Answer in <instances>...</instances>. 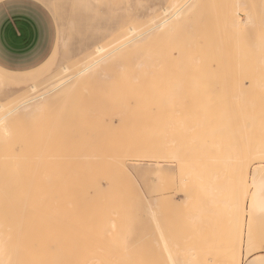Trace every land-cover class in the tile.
Segmentation results:
<instances>
[{"label": "rangeland", "instance_id": "rangeland-1", "mask_svg": "<svg viewBox=\"0 0 264 264\" xmlns=\"http://www.w3.org/2000/svg\"><path fill=\"white\" fill-rule=\"evenodd\" d=\"M4 1L6 0H0V4ZM34 1L40 3L54 16L58 31L56 45L48 61L30 71L15 72L0 67V81L2 82V84L0 82V104L6 108L0 111V117L17 106L23 96L30 95L28 89L21 88L36 85L38 89H43L48 85L51 78L63 77L64 67H69L71 75L76 74L87 63L97 45H106L113 49L130 42L135 36L126 39L127 36L125 35L128 34L129 27L134 26L137 35L143 34L153 26V19H156L157 23L161 22L163 9L171 7L174 2H182V0ZM181 4L183 5L184 2ZM236 13L238 14L237 17L235 16ZM247 15L252 16L253 24L237 27L234 18H237L239 22H244ZM219 31H221V35ZM121 37L123 39L119 43L118 39ZM138 42V44L136 42L127 44L116 57L119 63L106 67L105 74L107 77H85L80 82L73 79L64 90L49 96L47 107L46 103L44 105L47 110L44 108L46 111L42 109L44 112L39 111L38 114L42 113L43 118L45 116L46 120H42L43 122L47 123L52 119L51 127L48 126V130L45 129L51 131L48 132L50 136H47L49 138L53 136V139L50 138L52 141L43 135L37 138L45 125L41 124L42 121H38V114V117L35 115L31 117L34 120L37 117L36 120L41 124H39L40 126L35 125L36 122L32 118L31 120L27 119L30 116L26 117L22 114L16 116L15 114V116H9V119H6L7 122L4 121L3 127L6 126L4 129L0 127V264H40L34 251L33 242L26 243V239L21 237L22 233L20 235L18 232H21L19 226L22 221H25L26 216L25 204L22 203L24 205L22 206L20 203L23 195V180L26 179V175L21 174L22 172L26 173L22 165L27 164L31 159L35 161L33 163L35 165L39 160L34 159L33 154L41 152L43 146H48L42 148L44 155L48 153V156L53 157L55 155L54 157L57 158L56 164L53 163L52 158L50 160L53 161L52 164L55 167L51 165L54 173L56 171L57 174L60 173L59 175L66 173L68 169L64 166V171H66L63 173V171L61 172L63 167H60L65 160L61 149L67 148L69 151L75 148L72 153H78L77 157L81 156L82 151H87L89 148L92 153L95 152V156L99 152L97 157L111 156L112 159H117L115 160L117 164L122 165L119 178L122 190L117 198L121 203L122 210L126 211V215L125 224L119 227L120 229H130L131 233L125 241L129 245L136 244L135 250L139 252H137L136 258L139 263L151 264L154 263L155 259H161L160 248L156 243L159 232L156 230L153 218H151L153 216L159 218L160 221L157 226L163 229L169 242L173 245L176 257L182 255V252L187 248H192L198 254L201 264H205L202 257L208 251L210 253L220 251L222 257H218H224L225 246L233 241L231 234H228L231 226L229 218L232 215L227 211L224 204L223 206L213 203L212 196L208 195L206 191V186L216 183L225 187L224 194L220 195L218 200L228 201L234 198L235 195H227L226 190L227 185L232 187L231 169L233 168L229 169L224 160L231 147V138L235 137L238 140L237 131L241 127L237 118H232L233 121H230L224 117H203L201 108L205 105L207 107L206 113H209V109L215 108L213 102L214 99L217 101V97L218 100L221 99L222 107H225L228 99L231 100L232 97H236L235 99L252 97L250 91L261 79L254 71L251 73L248 68H244L242 65L230 66L228 61L231 52L241 50L248 52L244 58L247 62L252 55L264 58V0H198L184 18L174 24L172 28L154 32L146 40ZM193 58H200L201 60L191 64ZM130 60L133 65L126 64ZM149 60L151 64L147 67L138 68L135 65L137 62ZM124 63L125 65H123ZM114 71L120 75L117 74L116 76ZM122 73H128L127 77L130 79L120 80L121 75V78L125 77ZM115 77L118 81L115 80ZM128 79L131 80L128 82L129 87L126 83ZM105 80L109 83L104 82ZM134 80L135 82H133ZM207 83L212 86L208 88ZM253 84L254 86H252ZM134 86L138 87L135 89ZM140 86L141 88H139ZM225 88H228L227 91ZM24 90L28 94L22 92ZM70 92L71 96L69 95ZM228 92H231V97H229L230 93ZM215 94L219 95L216 96ZM210 97L211 99H209ZM190 98L191 101H189ZM176 100L183 104L186 102L188 105L193 103L194 108L190 107V109H194L192 112L198 113L192 114L188 105L187 107L180 103V106ZM171 102L177 103L178 107H176L177 105L174 106L176 110L173 105L171 106ZM205 102H209V106ZM211 103L214 104L213 107ZM219 107L220 110L223 109L221 106ZM176 112H180L181 115ZM175 114L177 115L175 116ZM188 114H191V117ZM60 115L62 118L55 119ZM57 119L56 125L54 123L57 122ZM201 123L202 126H200ZM171 124L174 126L173 130ZM58 131H62V133ZM58 134H61L62 137ZM35 140H39L36 141L39 145L34 142ZM238 141L241 145L242 140L239 139ZM54 144L59 146L54 149ZM49 145L52 146L53 151L55 150L54 153L50 150L52 148H49ZM177 146L181 148L180 151H177L178 153L175 150ZM68 149L65 150L64 154H68ZM12 151L17 155H12ZM31 152L33 153L31 154ZM59 152H61V157L63 156L60 159L58 158L60 156H56L60 155ZM85 153L79 157L85 163L84 161L82 163L81 160L80 165L77 162L79 159L76 163L74 161V164L72 162L74 166L78 163L74 167L75 170L81 167L78 169L80 173L84 172L83 165L86 164V159L89 160L92 155L88 152L85 155ZM29 154H31L29 161H24V158H28ZM73 154L72 156H74ZM177 154L181 155V161L173 159ZM69 156L70 154H68ZM84 156L89 158H84ZM73 158L69 161L65 160L69 163L67 166L71 168L70 161ZM91 159L92 162L97 160L96 158ZM50 160H47V163L50 164L48 162ZM99 160L101 163L103 162V159ZM114 160H110V163L113 162L112 165H117ZM32 161L31 167L34 166ZM43 161L46 162L44 159ZM260 162L264 166V159ZM57 163H61L60 166ZM91 163L88 161L89 167ZM254 167V165L251 167V173ZM260 174L264 177V169L260 171ZM20 177L22 178L20 179ZM17 178L19 179L17 180ZM245 197L246 195H236L237 201H242ZM180 203L184 204L181 205ZM246 213L245 211L242 216L240 213L237 216L240 219L241 217L246 219ZM196 214H199L201 219L198 223L196 220V222L191 220ZM255 219L254 241L256 246L264 248V212L257 215Z\"/></svg>", "mask_w": 264, "mask_h": 264}, {"label": "bare ground", "instance_id": "bare-ground-1", "mask_svg": "<svg viewBox=\"0 0 264 264\" xmlns=\"http://www.w3.org/2000/svg\"><path fill=\"white\" fill-rule=\"evenodd\" d=\"M195 1L198 2V0H187V1L182 0V2H184L183 5L181 4L182 3L181 1L174 2V4L171 7L163 9V17H162L161 22L157 23V20L153 19L152 20L153 26L150 27L148 30H146V32H144L143 34L137 35L136 28H134V26L129 27L128 28V34L125 35V36H127L126 39L133 37V36H135V38L133 40H131L130 42L121 44L117 48L111 49V48H108V46H106V45H97L95 47L94 53L89 57V60L87 61V63L84 64L82 69H80L74 75H71L69 67H64L63 68V77H60V78L54 77L51 79L49 78L50 80L48 81V85H46V87L43 89H38V86H36V85H30L29 87L21 88V89H26V90L28 89L30 95L23 96L21 98V100L19 101V104L17 106H15L14 108H12L9 111L7 110L8 112L5 115L0 117L1 129H4L6 127V126L3 127L5 125L3 123H4V121H6V119L9 116H12V115L15 116V114H16V116H18V115L22 114L26 117L30 116V117H27V119L29 118V120H31V118L33 119V117H31V116H33V115L37 116L39 111H41V112L46 111L47 110V108H46L47 102H49L48 101L49 96L51 94L57 92V91L64 90L65 87L67 86V84L73 79H76L80 82V80L84 79L85 77H92V76H98V77H104V78L107 77V75L105 74L106 67H109L111 65L114 66L117 63H119L118 59L116 60V57L119 55L120 52H122L124 50V48L127 44H129L131 42H136V44H138L139 43L138 41L142 42V41L146 40L148 38V36L154 32H161L165 29L172 28L174 24L180 22L184 18V16L194 7V4L197 3ZM180 5H182V6H180ZM216 14H217V12H216ZM236 15H238V14L236 13L235 16ZM217 19L218 18L216 17V20ZM234 20H235L236 26L239 28L242 26L252 25L254 22L251 15H247L246 21H244V22H239L237 20V18H234ZM228 21H229V18H228ZM148 27H146V28H148ZM220 32L221 31H219V33ZM220 35H221V33H220ZM220 35H219V37H220ZM220 38L222 39V37H220ZM121 39H123V37L118 39L119 43L122 42ZM258 39H259V37H258ZM227 45H229V44H227ZM222 48H223V46L221 45V50H222ZM229 50H230V48H229ZM257 50H259V49L257 48ZM221 53L224 54V52H221ZM247 55H248V52L246 50H241V51H237V52L233 51L230 53V56H229L230 59L228 61V64H230V66L236 65V67L242 65L244 68H248L251 73H253L252 71H254L257 74L258 78L261 79V81L258 84H256V86H254V84L252 85L255 87L253 90L250 91V94L252 95V97H250V98H237V99H235L236 97L235 98L232 97L233 99L232 98H231V100L228 99V102H227L225 107L224 106L222 107V102L220 101L221 99L218 100L219 98L217 97V101L214 99V102H213V103H215V108L213 107L214 104L211 103L213 109L212 110L209 109V111L207 110L209 113H206L207 107H205V105H204V107H202L203 105L201 104L202 105L201 109L203 111V114L202 113L201 114L204 115L203 117H207V118L224 117L230 121L232 120V118L239 119L238 124L241 128H239V130L237 131V138H238V140L239 139L242 140L241 145H240V143H239L240 141L236 140L235 137L231 138V144H230L231 147H230L228 154L224 160L229 169L231 167L233 168V169H231L232 170L231 171L232 172V187L227 185L226 190H227V195H235L234 198H232L228 201L224 200L226 202H224L223 200H218L220 195L224 194L225 187L223 185H220V184L217 185L216 183H212V184L209 183L210 185L206 186V191H207L208 195L212 196L213 203L214 204H221V205L224 204L225 208H227V211L232 215L231 218H229V224L231 226H230V233L228 232V234H231L233 241L231 244H227L225 246L226 250H225V253L223 255L224 256L223 258H220V257H222V256H220L221 255L220 251L219 252L213 251L211 253H210V251L206 252L204 254V256L202 257V261L205 264H264V248L262 246H256L255 241H254L255 240V238H254L255 228L254 227L256 224L255 223L256 222L255 217L257 215H261L264 212V177L260 174V171L264 169V166H262L263 164L260 162L262 159H264V58H258L256 56L252 55L249 58L250 60L247 62L246 60H244L245 56H247ZM223 58H225V56H223ZM223 58H222V60H224ZM200 60H201L200 58H195V59L193 58L191 64L196 63V62H200ZM223 63H225V62L223 61ZM126 64L133 65V62H131V60H130L129 62H126ZM150 64H151L150 60L147 62L140 61V62L135 63V65H137L138 68L147 67ZM123 65H125V63ZM111 69H112V67H111ZM141 71H143V70L141 69ZM125 72H127V71L125 70ZM136 72H137V70H136ZM114 73H116V76H117V74H119L118 72H115V71H114ZM183 73H185V72H183ZM122 74H124L125 77L123 76L124 78H121V76H122L121 75L120 80L125 79V78H129V77H127L128 73L127 74L122 73ZM40 75H41V73H40ZM251 75H253V74H251ZM30 79H32V78H30ZM129 79L126 80L127 86L129 85L128 82L129 81L131 82V80H129ZM26 80H28V79H26ZM115 80H117V78ZM153 80H154V78H153ZM153 80L151 79V82H153ZM206 80H207V78H206ZM229 80H231V79H229ZM117 81H115V82H117ZM124 81H122V82H124ZM239 81H241V80H239ZM104 82H106V80ZM133 82H135V80ZM137 82H139V81L137 80ZM106 83H109V82H106ZM225 83H226V81H225ZM228 83H229V81H228ZM1 84H2V82H1ZM179 84H180V82H179ZM78 85H79V83H78ZM125 85L126 84L124 83V86ZM207 85H208V83H207ZM186 86H187V84H186ZM211 86L208 85L207 87L209 88ZM131 87H132V85H131ZM137 87H135V89ZM225 87H226V84H225ZM228 87H230V86H228ZM139 88H141V86ZM73 89L74 88H72V90ZM225 89L227 91L228 88H225ZM26 90H24L22 92H26L28 94V92ZM167 90H170V89H167ZM207 90H209V89H207ZM238 90H239V88H238ZM130 91H131V89H130ZM185 91H187V90H185ZM229 91H231V90H229ZM162 92H163V90H162ZM26 93H24V94H26ZM228 93H230L229 97H231V92H228ZM178 94H180V93L178 92ZM184 94L187 95V93H184ZM69 95L71 96V92L69 93ZM189 95H188V98H189ZM215 95H214V97H215ZM217 95H219V94H217ZM232 96H234V95H232ZM67 97H68V94H67ZM52 98H53V96H52ZM141 98H142V96H141ZM227 98H228V96H227ZM136 99H137V97H136ZM174 99H175V97H174ZM174 99H173V101L175 102ZM204 99H206V98H204ZM209 99H211V97ZM184 100H186V99H184ZM189 101H191V98ZM192 101L194 103V99ZM174 102H171V106L173 105V108L176 110V107H178L177 103H179V105H180V103H182V102H179L178 100H176V102H177L176 104H174ZM209 102H207L208 104L205 102V104H207L209 106V104H210ZM45 103H46V107H44ZM163 103H165V102H163ZM185 103L184 104L182 103V104L187 106L188 104L187 103L185 104ZM152 104H153V102H152ZM168 104H170V102H168ZM192 104L190 103L188 105L189 107L188 106L187 107L189 109H190V107L192 108L193 107ZM148 105L149 104H147V106ZM175 105H177V106L174 107ZM211 105H210V107H211ZM223 105H225V104H223ZM219 106H221L223 109L220 110ZM161 108H163V107H161ZM188 108H187V110H188ZM5 109L6 108H4V106H2L0 104V111H3ZM185 109H186V107H185ZM181 110H183V109H181ZM190 110H191L192 114L195 113V112H192V110H194V109H190ZM48 111H49V109H48ZM162 112H163V110H162ZM187 112H190V111H187ZM51 113H53V112H51ZM197 113H195V114H197ZM41 114L40 115L38 114V116H39L38 121L39 122H41L42 120H46L45 116L43 118V115H41ZM177 114L181 115L180 112H178ZM177 114H175V116ZM45 115H46V113H45ZM164 115H165V113H164ZM173 115H174V113H173ZM190 115L191 114H188V116H190ZM40 116H42V117H40ZM72 116H74V115H72ZM37 117H35V118L37 119ZM179 117H182V116H179ZM203 117H201V119H203ZM56 118H62V117L60 115L59 117H55V119ZM175 118H177V117H175ZM194 118H195V116H194ZM36 119L35 120L33 119V120L36 122L35 125L38 126L40 123ZM124 119H125V117H124ZM201 119H199V120L201 121ZM50 120H51L50 121L51 124L49 121L47 123L45 121L41 122V124L43 123L42 125L45 124L47 126H45V125H44V127L41 126L42 127V133L39 130L41 134L40 135L38 134L37 138H38V136L41 137L42 135H43V137L44 136H46V137L50 136L48 134V132L50 133L51 131H46V130H48V126L51 127V125H52V119H50ZM208 122L211 123V121H208ZM57 123H58V119H57V122L54 124L57 125ZM193 123H194V121H193ZM179 124H180V122H179ZM183 124H184V122H183ZM171 126H172V124H171ZM200 126H202V123ZM173 127L174 126L171 127L172 130H173ZM34 128H35V126H34ZM52 130H54V129H52ZM180 130H182V129L180 128ZM44 131H45V133H44ZM55 131H56V129H55ZM194 131H196V130H194ZM7 132H9V131H7ZM7 132H6V135H7ZM30 132H29V134H30ZM59 133H62V131H60ZM63 133H65V132H63ZM29 134H27V135H29ZM58 135L62 137L61 134H58ZM52 137H50V138L53 139ZM50 138L48 137L47 139H50ZM36 141H39V140H35L34 142H36ZM42 141H45V140L42 139ZM42 143H40V144H42ZM36 144L39 145L37 142H36ZM48 144H49V142L47 143V145ZM65 144H66V141H65ZM175 144H176V142H175ZM45 145H46V143H45ZM90 145H91V143H90ZM35 146H34V148H35ZM56 146H59V145L54 144L53 148L56 149ZM40 147H42V146H40ZM44 147H46V146H43L42 148H44ZM34 148H33V150L35 151ZM42 148H41V152H39L38 154L35 152V155L33 154V158L39 160L34 165L33 163H35V161L33 160L34 161L33 162L31 159L32 164L34 165L33 167H31V165H30L31 161L28 160L29 157L31 158L30 155L33 152H31V154L28 155V158L25 159L23 157L24 161L25 160L29 161L28 163L30 166L28 165V163L24 164L25 167H24V165H22L23 166L22 168H24V171H26L27 174L25 172L21 173V174L26 175V179L23 180L24 181L23 195L21 196L22 200H20L21 201L20 203L25 204V206L23 204H22V206H24L26 209V216H25V221H22L21 225L19 226V228L21 229V232L20 231L18 232V233H20V235L22 233L21 237L26 239V243H29V242L32 243L33 242L32 244L34 246V251L36 252V256H37L38 261H40V264H141L138 262V259L136 258L138 253H139L138 251L135 250L136 244L129 245L125 241L127 236L130 235V233H131L130 229H128V228L120 229V227H119L120 225L125 224V215H126L125 212L126 211L124 212L122 210L121 203L119 202V200L117 198L118 197L117 195H120V192L122 190L119 178L121 176L120 173H121L122 168H123L121 164H119V163L117 164V162H115V160H117V159L114 160V159H112L111 156L106 157V158L104 157L105 159L99 158L100 156L97 157V155H99V152H98V154L96 153L97 155L95 156V154H94L95 152L93 151L94 153H92L88 148L87 151H82L83 153L81 152V156L79 155V157H82L83 156L82 154H84L85 152L89 153V151H90L89 154L90 155L92 154L91 156L87 155V156H90V158L84 156V158L85 157L89 158V160L86 159L87 167H86V164L83 165L85 170H83L84 172H81L82 173L81 174L80 170H78V169L81 168L80 167V165H81L80 161L82 160L81 162L83 163L84 160L82 158L77 157L78 153H74V154L72 153V150L75 148H72V150H70V151L76 158H73L74 156H72V154L69 153L70 151L68 148L67 149L69 152L68 151L67 152H68V154H70L69 157H68V154H64L65 150H67V149H65V150L61 149L63 156H65V157H63V156L62 157L65 160L69 161V159L71 160V158H73V160L70 161L72 168L67 166V165H69V163L67 161L65 162V160L62 162L63 164L61 166L59 165L61 163H59V164L57 163L58 166L63 167V168H61L62 169L61 172L63 171V173L66 171V170L64 171V166L66 168H68L67 172L64 173L65 175L64 174L59 175L60 173L57 174L56 171H55L56 174L54 173V169H53L54 166L52 164L53 161H51V160H54L53 163L56 164L55 161L57 160V158L54 157L55 155L53 157L51 155L48 156V153L46 155H44V153H43L44 151L42 150ZM49 148H52V146H50ZM53 148L50 150L54 153L55 150L53 151ZM180 149H181L180 146H177L175 148L176 153H178L177 151H180ZM82 150H84V149H82ZM57 151H59V149H57ZM95 151L97 152L98 150H95ZM102 152H104V150H102ZM51 153H49V154H51ZM59 153H60V155H56V156L57 157L60 156V157H58L60 159L62 157H61V152H59ZM86 153H85V155H86ZM11 154L12 155L14 154L13 151ZM18 154H19V152H18ZM100 155H102L101 152H100ZM47 156L49 157V159ZM174 157L175 158H173V159H176L178 161L182 160V157H181V155L179 156V154H177ZM50 158H52V159L50 160ZM54 158H56V159H54ZM91 158H96L97 160H94L95 162L94 161L92 162ZM43 159L46 160V162L43 161ZM74 159H76V160H74ZM78 159H79V161H77ZM98 159H103V162L101 163V161L100 160L98 161ZM47 160H50V161H48V162H50V164L47 163ZM110 160H114V162L117 165H112L113 162L110 163ZM74 161H75V163L77 161L80 164L79 165L80 168L76 167L77 170H75L74 167L77 166L78 163L74 166L73 165ZM88 161H89V163L92 162L90 164V167L88 166ZM56 162H58V161H56ZM72 162H73V164H72ZM99 162H100V164H99ZM66 163H68V164H66ZM84 163H85V161H84ZM253 165L255 167L253 168V172L251 173L250 171H251V169H252L251 167ZM17 166H18V164H17ZM26 167H28V169H26ZM22 168H21V170H22ZM21 178L22 177H20V179ZM18 179L19 178H17V180ZM185 186H187V185L185 184ZM17 188H18V186H17ZM184 190H186V189H184ZM236 195H246V197L242 201H237ZM170 198H171V196H170ZM189 198L191 199V197H189ZM186 201L188 202L187 198H186ZM180 204L182 205L184 203H180ZM174 205L177 206L179 204H174ZM187 205H188V203H187ZM148 206H149V204H148ZM170 206H172V205L170 204ZM176 206H173V207H176ZM245 211L247 212L246 213V219L245 218L243 219L242 217L240 219L237 215L240 213L242 216V214H244ZM154 213L156 214V212H154ZM155 214H153V215H155ZM150 217H151V215H150ZM151 218H153L154 225H156V228H157L156 230H158V232H159V233H157L158 236L156 237V243L159 245V248H160L159 254H161V259H159V260L155 259L154 263H151V264H201V262L199 263L200 258H198V254L192 248H187L186 250H184L182 252V255H179L178 257H176V251L174 250L173 245L169 242V239L166 236V234L164 233L163 229L160 228L159 226H157V224L160 221L159 218L156 216H153ZM191 220L192 221L196 220L197 223L200 222V220H201L200 215L199 214L194 215ZM195 222H194V224H195ZM20 229H18V230H20ZM221 247L222 246L220 245V248ZM218 256H220V257H218Z\"/></svg>", "mask_w": 264, "mask_h": 264}, {"label": "crops", "instance_id": "crops-1", "mask_svg": "<svg viewBox=\"0 0 264 264\" xmlns=\"http://www.w3.org/2000/svg\"><path fill=\"white\" fill-rule=\"evenodd\" d=\"M57 25L52 13L34 0H6L0 4V67L30 71L48 61L56 45Z\"/></svg>", "mask_w": 264, "mask_h": 264}]
</instances>
